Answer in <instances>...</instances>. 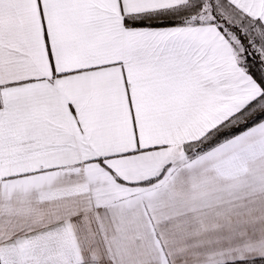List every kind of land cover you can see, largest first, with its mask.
Wrapping results in <instances>:
<instances>
[{"label":"snow or ice","instance_id":"snow-or-ice-1","mask_svg":"<svg viewBox=\"0 0 264 264\" xmlns=\"http://www.w3.org/2000/svg\"><path fill=\"white\" fill-rule=\"evenodd\" d=\"M0 264H264V0H0Z\"/></svg>","mask_w":264,"mask_h":264}]
</instances>
